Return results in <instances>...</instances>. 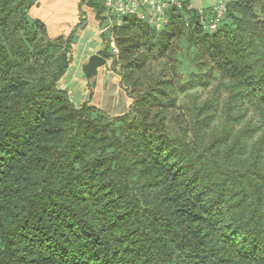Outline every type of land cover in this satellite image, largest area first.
<instances>
[{"label":"trees","instance_id":"obj_1","mask_svg":"<svg viewBox=\"0 0 264 264\" xmlns=\"http://www.w3.org/2000/svg\"><path fill=\"white\" fill-rule=\"evenodd\" d=\"M37 2L0 0V264H264V0L227 1L214 32L189 0L115 23L98 55L129 103L112 120L96 85L79 106L60 89L74 31L48 39ZM87 6L103 23L104 0ZM184 31L203 75L181 84ZM214 75L172 134L180 94Z\"/></svg>","mask_w":264,"mask_h":264},{"label":"rangeland","instance_id":"obj_2","mask_svg":"<svg viewBox=\"0 0 264 264\" xmlns=\"http://www.w3.org/2000/svg\"><path fill=\"white\" fill-rule=\"evenodd\" d=\"M101 1L102 0H85L82 6L78 8L79 18L74 25H70L69 27V33L74 31L72 64L68 68L66 75L60 83L59 87L61 90L67 92L70 101L75 106L81 105L82 102L87 99L88 80L83 71V67L86 64L89 56L93 54L98 55V53L105 48H107L108 51H114V42L111 33V27L118 22V19L115 18L112 13H108L103 23L98 24V21L94 19L96 23H94V25L88 26L86 24L87 18L85 16V13L82 12V7H85L92 2L96 4ZM191 1L192 4H195L196 7H200L202 9H210V7L219 0ZM70 5L71 2L69 0H66L64 2V5H61V9L56 6L54 7V10H57L56 14H59L61 12L65 15H68L71 13ZM52 12L55 14V11ZM255 12L259 18L263 17L258 13L257 10ZM29 20L30 22L33 21L31 17L29 18ZM57 28L60 27L54 26L50 29L57 30ZM101 35H104V38H102ZM46 36L48 39H55L50 38L48 33H46ZM39 37L40 36H38V38ZM177 46L178 50L175 54V63L176 70L179 74V77L181 78V84H185L193 78L197 79L198 75H203V72H200L196 67V50L194 47H189L187 31H184L183 37L177 42ZM50 52H52V50H50ZM110 64V61H106V64L98 70V75L95 82L90 85H96V88L94 90V110L92 112V115L94 117L104 116L112 120L125 111L129 101L127 100L126 95L118 88L120 80L116 73L118 72V69L112 70ZM217 82H219V80L217 79V76L214 75L212 76L208 87L204 88L199 86L190 88L188 91L180 94L179 100L176 104V108L171 113L168 120V126L172 134H176L179 131L176 126V119H178L180 124H182V127H185L189 115L187 108L191 103L192 97L196 95L198 101L203 100L209 94L210 88L213 86V84ZM245 109L247 108L245 107ZM246 111L247 113L244 121H250L253 124L258 123L257 114L254 113L250 108H248ZM219 121L220 117L218 112L215 115L213 126L216 127L219 124Z\"/></svg>","mask_w":264,"mask_h":264},{"label":"built area","instance_id":"obj_3","mask_svg":"<svg viewBox=\"0 0 264 264\" xmlns=\"http://www.w3.org/2000/svg\"><path fill=\"white\" fill-rule=\"evenodd\" d=\"M181 0H104V7L120 20L135 17L156 26L165 22V12L171 7H180ZM190 8V7H189ZM204 30L214 32L225 16V3H219L210 9L197 10Z\"/></svg>","mask_w":264,"mask_h":264},{"label":"crops","instance_id":"obj_4","mask_svg":"<svg viewBox=\"0 0 264 264\" xmlns=\"http://www.w3.org/2000/svg\"><path fill=\"white\" fill-rule=\"evenodd\" d=\"M65 1L66 0H38L37 6L32 8L29 12V17H31L33 20H39L45 25L50 38L68 35L70 25H74L77 19L79 18L78 3L80 0H69L71 2L70 14L65 15L61 12L59 14H56L57 10H54V7L57 6L61 9V5H64ZM227 1L229 0H219L218 2L214 3L210 8L216 6L219 3H226ZM189 7L194 10H202V8L196 7L195 4H192L191 0H189ZM52 11H55V14ZM82 12L85 13V16L87 18L86 24L88 26L94 25V23H96L94 20V12L89 6L86 5L85 7H82ZM54 26H59L60 28H57V30H51L50 28Z\"/></svg>","mask_w":264,"mask_h":264},{"label":"water","instance_id":"obj_5","mask_svg":"<svg viewBox=\"0 0 264 264\" xmlns=\"http://www.w3.org/2000/svg\"><path fill=\"white\" fill-rule=\"evenodd\" d=\"M106 64V60L97 54L89 56L83 71L90 84H93L98 75V70Z\"/></svg>","mask_w":264,"mask_h":264}]
</instances>
